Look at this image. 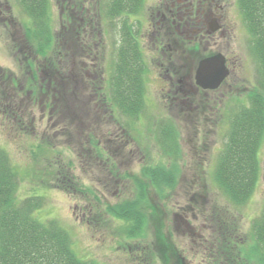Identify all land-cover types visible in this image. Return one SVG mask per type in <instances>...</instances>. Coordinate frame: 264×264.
<instances>
[{
  "label": "rangeland",
  "instance_id": "374dc122",
  "mask_svg": "<svg viewBox=\"0 0 264 264\" xmlns=\"http://www.w3.org/2000/svg\"><path fill=\"white\" fill-rule=\"evenodd\" d=\"M60 1L58 3V0H52V16L57 20L58 26L60 17L68 18L73 14L70 17L72 20L70 37L74 39L73 36L78 35L82 37V41L84 39V45L72 40L76 65L78 61L84 62L83 69L93 65V68L87 70L89 73L99 77L102 72V76L111 78L117 64L121 42L119 27L123 24L122 18L111 20L108 17L107 12L112 0ZM155 2L144 0V5L138 11L139 18H130V24L134 27L139 26L138 20L150 9L147 6ZM0 3V19L5 20L8 15L9 17L13 15L18 21V24L15 23L16 28L8 25L5 27L6 32L14 35L18 41L14 45L15 55L13 51H8V42L0 37V67L3 71L0 73V87L8 90L7 98L2 97L3 93L0 90V149L8 153L20 174L18 197L21 200L30 196L44 199V206L36 213V220L42 223L56 221L69 234L76 255L82 260L98 264H212V254L217 255L218 259L222 249L228 248L219 236V228L210 222L207 223V217L200 213L204 211L206 215L209 214L207 211L211 209V201L230 210L224 219L228 220L226 225L231 228L233 236H236L235 231L239 230L240 242L248 240L246 238L251 234L252 222L263 212L264 144L259 156L262 167L261 180L248 204L228 206L220 191L213 188V192H210L213 184L212 175L228 141L232 119L236 117L235 114L241 107L249 105L248 93L245 92L253 91L259 80V66L252 52V39L236 0H226L224 5L228 13L227 22L230 25H238L236 31L238 37L231 41L229 55L240 58L238 75L240 74L244 80H238L236 86L232 85L235 80L232 78L220 91L210 93L214 101L211 100V107L207 108V102H203L200 109L202 113L185 112L179 116L174 111H168L171 116L167 118L161 111L160 102L158 103L160 96H156V93L159 92V82L154 76V81L146 83L149 108L147 107L142 120L134 124V129H127L123 125L129 121L123 120L120 113L118 121L114 124L101 118L99 123L102 129L96 136L102 145L110 142L109 145H105L109 147L108 163L106 160L94 163L93 159L83 153L82 147L88 148L86 143L84 145L87 139L79 131L85 129L87 120L80 124L77 123V119L76 123H70V129L65 128L66 135L61 132V126H66L63 118L80 114L72 101L74 96L65 92L66 85L67 88L70 87V83L71 87L76 85L70 80L59 81L58 87L61 86V90L50 89L47 92L44 89L37 103H31L33 96L26 87V93L14 100L16 104H21L20 123L19 118L12 120V115L8 116L6 111H2L6 108V102L11 103L13 94L20 88L19 85L18 87L13 85L12 79L16 78L22 86H29L33 72L14 60L20 56L19 44L24 40L20 33L29 28L32 19L23 12L19 0H0ZM84 19L88 24L83 22ZM8 22L11 23L10 18ZM80 22L81 26L78 24ZM4 24L1 25L3 29ZM84 46L85 52L82 49ZM146 46L144 44V47ZM83 52L84 56L88 55L89 60L80 59ZM90 55H94L95 58L91 59ZM35 59L37 60V57ZM36 84L38 87L46 85V76L40 74ZM54 91H58L60 96L54 94ZM238 92H242L240 98L237 96ZM150 96L153 102L159 105L158 110L152 105ZM222 97L224 99L220 100ZM63 100L67 101L69 109L68 107L66 110L62 109L59 101ZM204 107L207 110L203 111ZM51 111L52 113H49ZM161 121L173 123L179 133L181 173L176 187L168 192L170 194L168 201L160 199L153 189L150 190L145 210L148 219L146 229L142 237L128 238L129 227L109 215L108 208L135 199L137 194L135 178H142L148 185L149 180L145 179L142 172L145 167L170 164L157 137ZM59 123L61 125L58 126ZM121 128L130 135L122 133ZM37 147L39 151L36 155L33 154V150ZM89 148L92 150L91 144ZM62 165L65 168L62 169ZM111 168L113 171L117 169L116 172L121 175L117 177L112 174ZM64 169L71 173L69 177L73 181L76 179L79 181L76 182L78 187L81 185V191L68 193L58 188L62 185L58 182L60 171ZM192 197L195 203L193 206L190 204ZM200 200L205 202V208L199 205ZM151 206L153 210L150 209ZM192 207L193 212H190ZM235 220L237 224L233 225ZM184 222L191 225V230ZM210 226L214 232L209 230ZM190 233H193V236H190ZM229 250L225 252L227 255ZM232 250L235 252L230 254L232 258L229 256L220 258L222 262L219 264H235L236 258L243 261L240 253L237 254L233 247Z\"/></svg>",
  "mask_w": 264,
  "mask_h": 264
},
{
  "label": "trees",
  "instance_id": "16d2710c",
  "mask_svg": "<svg viewBox=\"0 0 264 264\" xmlns=\"http://www.w3.org/2000/svg\"><path fill=\"white\" fill-rule=\"evenodd\" d=\"M236 1L252 39V52L258 61L261 79L256 92L248 94L249 105L241 107L236 112V117L232 119L228 141L212 175L213 184L210 192L216 188L224 196L228 206L238 207L248 204L253 198L262 175L259 156L264 144V0ZM60 2L58 0V3ZM19 4L23 12L32 19L33 26L31 24L29 28L24 27V33H20L24 40L19 44L20 56L14 60L24 64L33 73L29 79V86H22L16 78L12 79L13 85L15 87L19 85L20 88L13 94L11 103L6 102V108L2 111H6L8 116L12 115V120L19 118L20 123L22 115L19 112V106L21 104H16L14 100L26 93V87L33 96L37 92L43 94L44 89L47 92L50 89L61 90V86L58 87L59 81L70 80L76 85L71 87L70 83L68 88L66 85L65 92L74 96L72 101L77 106L75 110L80 114L63 118L66 126H61V132L66 135L65 128L70 129V123H76L77 119V123L80 124L87 120L85 129L79 131L87 139L84 145L86 143L88 148L82 147L83 153L93 159L94 163L104 160L107 162L110 159L109 147L101 148L96 136L102 129L99 123L101 118L112 124L114 119L118 121L120 113L123 120L129 121L123 125L127 129H134V124L141 121L146 112V68L140 47L130 34L133 31L130 18L138 15L144 0H112L110 3L112 9L108 8V17L111 20L123 19V24L119 27L121 42L118 60L110 79L102 76V72L99 77L89 73L87 71L89 68L83 69L82 61H78L76 65V53L72 51V40L83 45L84 41H81L77 35L73 36L74 39L70 37L71 19L65 16L60 17L58 26L57 20L52 16V0H19ZM10 16L4 18L5 20L0 19V37L6 43L8 42V51H13L15 55L14 45L18 41L15 40L14 35L6 32L5 27L16 28L15 23L18 24V21L13 15ZM8 18L11 19V23L8 22ZM85 22L87 23V20ZM2 23H5L4 29L1 27ZM78 24L81 26L82 22ZM13 37L14 40H12ZM82 49L85 52V46ZM84 52L80 56H84ZM90 58L95 57L90 55ZM1 69L0 67V73H3ZM40 74L46 76L47 84H42L38 88L36 83ZM81 83L86 86L84 87ZM0 90L3 93L2 97L7 98L8 90L2 87ZM54 94L60 96L58 91H54ZM33 99L34 96L31 103ZM59 102L63 106L62 109L66 110L67 101ZM21 103H23L22 100ZM46 107H48L47 104ZM17 126L20 127L18 124ZM160 128L158 140L161 141V149L170 164L145 167L142 172L145 179L149 180L148 185L142 178H135L134 185L137 193L135 199L108 208L109 215L129 227L128 238L142 237L146 229L148 219L145 210L149 202L150 190L153 189L160 199L168 201L170 198L168 192L176 187L181 173L178 133L172 124L166 123ZM90 144L92 150L89 148ZM109 144L108 141L107 145ZM38 151L39 147L33 150V154L37 155ZM61 168L65 166L62 165ZM112 169H110L112 174L117 177L121 175L116 172L117 169L114 171ZM65 170L60 171L58 182L62 185L58 188L68 193L81 191V185L80 187L77 185L79 181L77 179L73 181L69 177L71 173ZM20 183V174L12 164L8 153L0 149V264H98L94 261L82 260L76 255L69 234L56 221L42 223L36 220V213L43 208L44 199L30 196L21 200L18 197ZM210 203L211 209L207 211L209 214L206 215L204 211L200 213L207 217V223L210 222L219 228V236L230 249L229 255L225 253L228 249H222L218 259L217 255L212 254V264L222 262L220 258H228V256L232 258L230 254L235 253L232 247L237 254L240 253L241 259L246 261V263H240L243 261L236 258L235 264H264V206L262 215L252 222L251 234L246 238L248 240L241 243V238L238 236L239 230H236L237 234L233 236L231 228L226 225L228 220L224 218L230 210L216 202ZM190 204L195 205L193 197ZM199 205L205 208L204 201L200 200ZM150 209L153 210V206ZM190 212H193V207ZM184 224L187 223L184 222ZM236 224L235 220L233 225ZM190 226L187 224V228ZM208 228L214 232L212 226ZM191 235L193 236V233H190ZM243 244H245L244 250Z\"/></svg>",
  "mask_w": 264,
  "mask_h": 264
},
{
  "label": "flooded vegetation",
  "instance_id": "af4514ba",
  "mask_svg": "<svg viewBox=\"0 0 264 264\" xmlns=\"http://www.w3.org/2000/svg\"><path fill=\"white\" fill-rule=\"evenodd\" d=\"M155 1L147 6L150 9L138 20L139 26H133L130 33L142 53L146 68L145 81L150 84L155 76L159 82L156 96H160L158 103L165 117L171 116L168 111H174L179 116L185 112L199 113L203 102H207L206 108L211 107L214 97L210 93L220 91L232 78L235 79L232 85L236 86L238 80H244L238 75L240 58L229 55L230 45L238 37V25L227 22L226 0ZM144 44L147 46L144 47ZM218 56L224 61L228 77L218 89H204L197 80L200 63ZM241 93L238 92L237 96H241ZM152 96L150 101L158 110L159 105L153 102Z\"/></svg>",
  "mask_w": 264,
  "mask_h": 264
},
{
  "label": "water",
  "instance_id": "95a60500",
  "mask_svg": "<svg viewBox=\"0 0 264 264\" xmlns=\"http://www.w3.org/2000/svg\"><path fill=\"white\" fill-rule=\"evenodd\" d=\"M198 85L204 89H218L228 77L222 57L206 59L200 63L197 73ZM213 80V83L208 84Z\"/></svg>",
  "mask_w": 264,
  "mask_h": 264
},
{
  "label": "bare ground",
  "instance_id": "6f19581e",
  "mask_svg": "<svg viewBox=\"0 0 264 264\" xmlns=\"http://www.w3.org/2000/svg\"><path fill=\"white\" fill-rule=\"evenodd\" d=\"M83 22H85V20L83 21ZM80 35H82V34H80ZM77 37L82 41V37H79L78 35H77ZM83 41H84V39H83ZM86 48V47H85ZM86 50V49H85ZM10 52H11V50H10ZM80 59H83V60H89L88 59V55H86V56H80ZM90 68V67H89ZM39 88V87H38ZM34 96V99H33V103H37V101H38V99L41 97V94L39 93V92H37L36 93V95H33ZM37 96V98H35ZM37 99V100H36ZM44 111V110H43ZM50 113V112H49ZM56 128H58V127H56Z\"/></svg>",
  "mask_w": 264,
  "mask_h": 264
}]
</instances>
